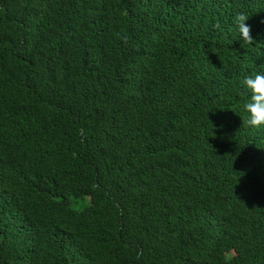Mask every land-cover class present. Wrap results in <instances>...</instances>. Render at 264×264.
<instances>
[{
	"label": "trees",
	"instance_id": "16d2710c",
	"mask_svg": "<svg viewBox=\"0 0 264 264\" xmlns=\"http://www.w3.org/2000/svg\"><path fill=\"white\" fill-rule=\"evenodd\" d=\"M257 73L264 0H0V264H264Z\"/></svg>",
	"mask_w": 264,
	"mask_h": 264
},
{
	"label": "clouds",
	"instance_id": "9594fccd",
	"mask_svg": "<svg viewBox=\"0 0 264 264\" xmlns=\"http://www.w3.org/2000/svg\"><path fill=\"white\" fill-rule=\"evenodd\" d=\"M248 18L247 14L241 12L233 18V22L240 33V40L247 44H253L251 27L246 24ZM214 27L220 29L221 25L217 23ZM242 83L243 94L247 96L246 102L242 105L243 111L247 113V118L243 120V123L253 129L264 128V73L245 77ZM226 258L230 259V257Z\"/></svg>",
	"mask_w": 264,
	"mask_h": 264
}]
</instances>
